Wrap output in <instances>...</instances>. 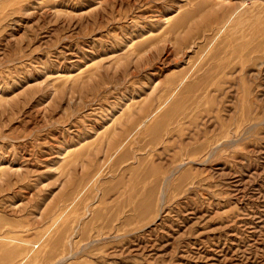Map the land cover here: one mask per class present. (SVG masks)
I'll list each match as a JSON object with an SVG mask.
<instances>
[{
	"label": "rangeland",
	"instance_id": "rangeland-1",
	"mask_svg": "<svg viewBox=\"0 0 264 264\" xmlns=\"http://www.w3.org/2000/svg\"><path fill=\"white\" fill-rule=\"evenodd\" d=\"M0 264H264V0H0Z\"/></svg>",
	"mask_w": 264,
	"mask_h": 264
}]
</instances>
